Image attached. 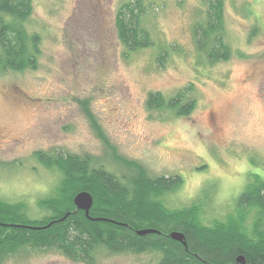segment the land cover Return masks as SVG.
<instances>
[{"label":"rangeland","instance_id":"1","mask_svg":"<svg viewBox=\"0 0 264 264\" xmlns=\"http://www.w3.org/2000/svg\"><path fill=\"white\" fill-rule=\"evenodd\" d=\"M122 1L32 0L26 26L40 37L37 68L0 71V199L23 202L30 218L48 214L38 200L53 192L59 172L35 151L90 155L118 176L129 174L108 157L107 142L149 177L181 176L180 187L162 196L167 207L196 204L202 222L224 220L250 174L264 178V0H224L231 56L215 62L192 34L204 18L201 0H144L153 46L127 55L115 28ZM189 87L195 106L188 116L146 106L149 91L168 98ZM156 256L99 250L93 264H156ZM0 264L86 263L25 247Z\"/></svg>","mask_w":264,"mask_h":264},{"label":"trees","instance_id":"2","mask_svg":"<svg viewBox=\"0 0 264 264\" xmlns=\"http://www.w3.org/2000/svg\"><path fill=\"white\" fill-rule=\"evenodd\" d=\"M201 2L204 18L192 26L196 49L209 62L227 60L231 48L224 40V0ZM150 6L144 0H123L117 7L115 28L124 55L153 46L142 22ZM32 9V0H0L2 72L37 68L40 37L26 26ZM257 31L254 26L250 36ZM166 53L164 48L156 58L163 61ZM189 90H178L168 98L160 91H149L145 103L150 109L188 116L195 106L194 99L186 97ZM83 110L97 135L106 141L84 102ZM106 145L108 157L129 169V174L118 176L99 164L100 158L90 155L34 152L39 163L59 172L58 182L53 192L38 200L48 211L41 218L27 216L23 202L0 199V262L31 247L56 249L66 258L86 264L95 262L99 250L155 252L156 264H227L235 263L239 255L245 264H264V178L250 174L234 211L224 220L206 224L200 219L199 205L169 208L164 204L162 196L180 187L181 176L149 177L140 164ZM84 190L93 197L88 216L73 202L74 195ZM143 229L155 231L140 234ZM174 230L184 234L186 244L169 236Z\"/></svg>","mask_w":264,"mask_h":264},{"label":"water","instance_id":"3","mask_svg":"<svg viewBox=\"0 0 264 264\" xmlns=\"http://www.w3.org/2000/svg\"><path fill=\"white\" fill-rule=\"evenodd\" d=\"M73 202L76 207V209H82L85 213L86 216L89 215V209L92 206L93 202V197L88 191H80L77 194L74 195L73 197ZM47 226V225H45ZM45 226H40V227H45ZM40 227H35V228H40ZM155 230L153 229H143L140 230V234H145L147 232H154ZM169 236L175 240L181 241L183 244H186V241L184 239V234L180 231L174 230L169 233ZM214 264H219V263H214ZM227 264H245L243 260V256L239 255L235 259V263H227Z\"/></svg>","mask_w":264,"mask_h":264}]
</instances>
